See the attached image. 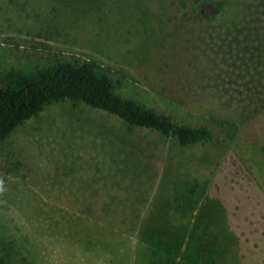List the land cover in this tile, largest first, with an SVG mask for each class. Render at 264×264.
Here are the masks:
<instances>
[{"label":"rangeland","instance_id":"rangeland-1","mask_svg":"<svg viewBox=\"0 0 264 264\" xmlns=\"http://www.w3.org/2000/svg\"><path fill=\"white\" fill-rule=\"evenodd\" d=\"M216 1L210 20L193 0H0V85L10 70L82 55L112 70L118 93L178 123L220 137L223 123L236 128L232 140L180 147L92 120L104 111L85 103L49 106L30 130L122 131L143 191L121 193L115 212L128 214L113 224L35 200L15 132L0 146L3 264H264V0Z\"/></svg>","mask_w":264,"mask_h":264},{"label":"crops","instance_id":"crops-1","mask_svg":"<svg viewBox=\"0 0 264 264\" xmlns=\"http://www.w3.org/2000/svg\"><path fill=\"white\" fill-rule=\"evenodd\" d=\"M92 115V120L121 121L109 113ZM38 117L19 126L2 144L9 143L13 134L20 132L16 139L18 152L31 170L34 199L77 209L81 216L100 218L106 224H113L112 218L127 215L115 212L122 206L121 193H139L143 191V182L138 184L133 179L136 168L130 169L129 159L136 155L122 150V131L105 128V123L97 124V128L62 126L30 130L32 121ZM136 130H141L142 136L157 137L160 143L168 144L169 140L156 132L146 128ZM152 143L147 138L139 140L141 146Z\"/></svg>","mask_w":264,"mask_h":264},{"label":"trees","instance_id":"trees-1","mask_svg":"<svg viewBox=\"0 0 264 264\" xmlns=\"http://www.w3.org/2000/svg\"><path fill=\"white\" fill-rule=\"evenodd\" d=\"M193 2L194 14L210 20L215 19L223 7L216 0ZM209 7L213 8L210 13ZM111 71L94 59L75 54L69 60L57 61L30 73L17 70L6 72L0 85V146L19 126L40 116L49 106L67 100L113 114L129 127L146 128L180 147L197 143L219 144L234 139L236 128L231 121L221 125L225 136L220 137L214 135L208 125L178 123L172 116L136 98L118 93L108 79ZM191 261L193 259H184L186 264ZM0 264H3L1 258Z\"/></svg>","mask_w":264,"mask_h":264},{"label":"clouds","instance_id":"clouds-1","mask_svg":"<svg viewBox=\"0 0 264 264\" xmlns=\"http://www.w3.org/2000/svg\"><path fill=\"white\" fill-rule=\"evenodd\" d=\"M0 184H2V181H0Z\"/></svg>","mask_w":264,"mask_h":264}]
</instances>
